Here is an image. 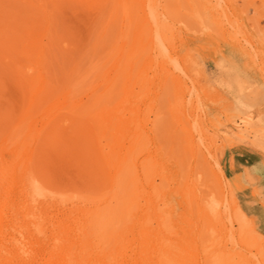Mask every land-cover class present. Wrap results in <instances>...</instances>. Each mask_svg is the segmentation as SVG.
Listing matches in <instances>:
<instances>
[{"label":"rangeland","instance_id":"rangeland-1","mask_svg":"<svg viewBox=\"0 0 264 264\" xmlns=\"http://www.w3.org/2000/svg\"><path fill=\"white\" fill-rule=\"evenodd\" d=\"M7 1L0 0V17L9 11ZM42 1L52 7L49 27L44 26L36 38L44 48L41 59L49 64L41 70L36 61L39 57H34L19 67L20 75L36 79L44 75L53 85L65 87L64 73L78 59L72 55L81 51L84 66L95 62V76L69 83L73 87L68 100V104L87 108L94 103L95 94L94 112L84 115L95 119L90 121L95 122V179L88 164L74 157L80 125L69 120L54 123L55 134L47 139L50 143L44 139L48 134L39 137L36 133L48 122L44 115H35L29 127H19L24 118L19 84L10 69H0V112L9 123L0 126V143L12 147L20 139L12 132L19 127L25 135L33 133L23 140L24 147L48 155L38 167V178L52 193H59L56 197L62 202H50L46 217L57 221L61 217L56 214L58 206L73 216L83 210L93 212L94 235L90 238L95 259L110 250L125 221L129 255L138 264H228L231 256L234 264H241L240 254L254 264H264V253H258L256 247L247 251L242 247L241 241L249 233L241 232L240 220L231 215L229 191L215 176L216 163L223 167L227 154L257 152L264 159V0H193L191 4L187 0H148L149 23L143 19L144 0H95L93 5L67 0L59 9L58 0ZM150 4L158 12L159 22L150 16ZM37 31L35 28V35ZM152 31L155 50L148 45ZM29 41L26 38L24 44ZM2 64L11 66L12 62L1 56ZM236 79L253 88L239 90L233 83ZM220 81L226 86L218 84ZM180 103L199 146L194 156L174 117L173 110ZM243 103L256 105L255 118ZM120 121L126 126L120 127ZM123 152L128 154L126 172L131 180L128 197L120 200L115 193L119 190L111 192L102 181L106 179L103 172L114 167L105 166L104 158L113 165ZM225 178L242 210L249 199L255 214L258 211L264 216V175L260 181L250 175L241 177L249 193L240 189L239 181ZM194 181L199 185L200 204L211 198L222 204L231 233L221 249L223 255L214 253L213 233L201 221L199 206L186 188ZM246 214L264 235V222ZM44 226L49 231L58 229L53 224ZM186 229L191 231L188 237L184 236ZM41 244L46 249L37 262L52 247L49 235ZM154 248L155 254L151 253Z\"/></svg>","mask_w":264,"mask_h":264},{"label":"bare ground","instance_id":"bare-ground-1","mask_svg":"<svg viewBox=\"0 0 264 264\" xmlns=\"http://www.w3.org/2000/svg\"><path fill=\"white\" fill-rule=\"evenodd\" d=\"M39 1L22 0L19 2L17 0H8L6 2L10 3L7 6L9 11L4 12L0 17V57L8 58L12 65L3 66L2 64L0 69L1 67L6 70L7 68L10 69L14 75H12L13 79L15 78L14 80L19 84L24 117L19 127H29L35 115H44L48 122L42 130H38L36 133L39 137L48 134L44 138L47 140L55 134L54 123L69 120L74 125H80V131L76 138L74 137L77 139L73 147L74 157L75 160L88 164L90 167L89 173L95 179V122H90L95 121V119L84 118V115L86 116L88 113L90 116L95 110V94L94 103L87 108L82 105L68 104L73 87L69 83H72L71 81L76 82L78 77L89 79L91 76H95V62H89L84 66L83 62L80 61L81 51H77L72 55L78 59L74 61V68L64 73L67 77L65 87L56 82V85H53L44 78V75L38 79L33 77L25 78L18 72L24 61L33 60L34 57H39L36 61L40 64L41 70L45 69V64H49L45 58L41 59L44 54V48L38 42L36 36L43 31L44 26L49 27L48 17L52 7L43 1L41 3ZM62 1L64 4L67 0H58L56 9L63 6ZM80 1H88L91 3L90 5L95 4V0ZM187 1L190 4L193 3V0ZM150 6L152 8L150 16H153L155 22H159L158 12L154 9L153 4H150ZM206 8L209 12L211 11L207 6ZM142 12L143 19L149 23L148 0L142 2ZM210 13L214 17V13ZM14 18H16L14 22L8 21ZM214 21L217 22L216 19ZM35 28L39 30L36 35L34 32ZM153 32L148 45L155 50ZM26 38L30 39L29 44H24ZM23 51L26 52L23 53ZM93 51L95 52V45ZM164 62L165 65L168 63L167 60ZM177 80L176 78L174 79L175 82ZM233 83L241 91L253 88V85L239 79L234 80ZM218 84L223 87L226 86L221 81ZM227 87L230 88V86ZM64 89L68 91L65 92ZM253 90L256 91L257 89ZM242 106L246 108L247 112L249 111L251 117L255 118L254 107L256 105L250 107L243 103ZM259 110L262 111V109ZM173 111L177 125L184 132L187 148L194 156L199 146L192 131L190 120L185 113L184 104L180 103ZM1 114L0 112V126L9 125L6 115L1 116ZM53 115H55L54 118H52ZM258 117V119L263 121L261 115L258 114ZM118 125L120 127L126 126L124 121H120ZM19 127L12 132L13 137H20L12 147L0 143V264H138L129 255L127 222H122L123 231L114 238L115 240L110 250L108 252L102 251V255L100 254L101 252H98V255H100L95 259V245L90 238L94 235L92 233L95 219L93 212L83 210L77 216H73L71 212L61 209L62 206H58L56 214L61 215V217L57 221H52L51 218L46 217V213L50 209V202L60 203L62 201L56 197L59 193H52L38 178V167L40 168L43 160L47 159L48 155L44 154L41 149L29 148V145L24 147L23 140L32 136L33 133L30 131L28 135H25L24 131L20 130L21 128ZM11 128L13 129V126ZM111 162L109 158H104L105 166L114 167L113 169L110 168L109 172L106 170L105 173L103 172V177L106 179L102 183L107 182L108 189L111 192L115 191V189L119 190L115 193L122 200L128 197L131 180L130 174L126 172L129 164L128 154L125 152L120 153L113 165H111ZM216 167L215 176L222 188L225 185L231 197V215L235 219L240 220L241 232L249 233V237L241 241L242 247L245 251L251 247H256L257 252L263 254L264 235L254 228L253 219L247 217L246 214V212H252V210L250 207H244L245 209L242 210L238 201L231 195V187L225 178V170L218 162ZM198 186L197 181H194L192 185H187L186 188L191 195L190 197L194 198L199 206L201 221H205L207 229L213 233L212 246L214 253L223 255L221 249L225 246L224 244L228 241L227 238L231 233L222 214V204H219L220 202H217L216 198H211L206 203L200 204ZM127 205L126 208H128ZM156 218L159 222L160 218ZM44 223L47 225L53 224L58 229L49 231L44 226ZM189 232L191 233V231L186 229L184 236L188 237ZM46 235H49L52 247L49 251H46L48 252L47 256L42 261L37 262L35 259L38 258L39 253L46 249L41 244V239ZM141 239H143V235ZM151 253H157V248H154ZM239 258L241 264H254L246 255L240 254ZM221 260H223L222 257ZM234 263L235 257H229L228 264ZM221 264L226 263L222 262Z\"/></svg>","mask_w":264,"mask_h":264},{"label":"crops","instance_id":"crops-1","mask_svg":"<svg viewBox=\"0 0 264 264\" xmlns=\"http://www.w3.org/2000/svg\"><path fill=\"white\" fill-rule=\"evenodd\" d=\"M223 169L225 170L226 177H229L232 182L238 183L242 191L249 193V187L241 182V177L246 178L247 175L252 176L256 181H260L264 175V159L260 153H250L249 151H238L234 154H227L223 161ZM244 207H250L254 214L264 222L263 214H255L254 204L249 199L245 200ZM260 207V205H258ZM256 215V216H255Z\"/></svg>","mask_w":264,"mask_h":264}]
</instances>
